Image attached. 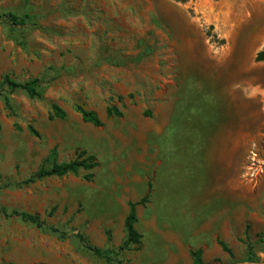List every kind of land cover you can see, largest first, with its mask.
Instances as JSON below:
<instances>
[{
    "label": "rangeland",
    "instance_id": "1",
    "mask_svg": "<svg viewBox=\"0 0 264 264\" xmlns=\"http://www.w3.org/2000/svg\"><path fill=\"white\" fill-rule=\"evenodd\" d=\"M7 11L35 25L0 21V83L40 78L41 97L0 88V208L36 213L45 228L0 211V264H116L48 227L101 248L109 232L117 248L128 202L146 195L141 243L120 264H193L195 249L205 264H264V177H241L264 132L249 82L264 70L246 38L264 26V0H0ZM53 105L66 116L50 119ZM112 105L121 116H106ZM51 149L58 162L84 151L97 166L17 187Z\"/></svg>",
    "mask_w": 264,
    "mask_h": 264
},
{
    "label": "trees",
    "instance_id": "2",
    "mask_svg": "<svg viewBox=\"0 0 264 264\" xmlns=\"http://www.w3.org/2000/svg\"><path fill=\"white\" fill-rule=\"evenodd\" d=\"M178 2H186L188 0H176ZM0 21L8 24L11 27H24V26H34L29 16H25L21 18L17 16L15 13L7 11L0 13ZM257 61L264 60V51L258 53L256 57ZM40 78H35L33 80L19 82L14 79H11L8 76H4L3 81L0 83V88L6 89L8 92H14L17 90L24 91L30 98H40L41 90H40ZM74 110L81 115L83 121L90 123L94 126H100L102 121L96 112L91 110H86L82 105L75 104ZM106 116H116L119 117L122 115L121 110L115 106H108L105 110ZM66 116V112L64 109L59 107L58 105L52 106V112L50 114V119L54 118H64ZM27 131L32 135H37L36 130L32 127H27ZM97 166V162L95 157L92 155H86L84 151L80 152L77 158L65 161L58 162L57 161V152L56 149H51L48 155L42 161L41 166L38 170L29 176L28 178L16 183L17 187H23L31 184L37 179H42L46 177H61L67 174H76L80 170H91ZM89 179V176H86ZM147 195L141 198L139 201H129L128 202V211L124 218V231L125 237L122 243L114 248L112 246V236L109 232H107L106 245L105 247H98L94 245L89 238L76 229L72 228H61L55 225H51L48 227V230L55 234L59 239H67L69 237H74L78 242L79 247L96 258L102 259L106 262H114L116 264H120L119 256L122 251L128 249L131 245H138L141 243V234L137 231L135 224L138 221L137 217V206L143 205L147 200ZM0 211L8 216H16L19 217L22 221L28 222L38 228H45L44 220L40 217V215L36 213H30L26 211H20L16 209L7 210L6 208L1 207ZM54 211V208H52ZM52 211L50 212L52 214ZM221 248L231 255V250L222 240H218ZM247 261L255 262L256 258L253 254V248L250 243H247ZM192 263L193 264H205L202 258V250L195 249L191 251Z\"/></svg>",
    "mask_w": 264,
    "mask_h": 264
},
{
    "label": "built area",
    "instance_id": "3",
    "mask_svg": "<svg viewBox=\"0 0 264 264\" xmlns=\"http://www.w3.org/2000/svg\"><path fill=\"white\" fill-rule=\"evenodd\" d=\"M241 177L252 186H256L264 177V132L260 142H252L242 168Z\"/></svg>",
    "mask_w": 264,
    "mask_h": 264
},
{
    "label": "crops",
    "instance_id": "4",
    "mask_svg": "<svg viewBox=\"0 0 264 264\" xmlns=\"http://www.w3.org/2000/svg\"><path fill=\"white\" fill-rule=\"evenodd\" d=\"M219 20L222 23H234L232 19L230 18H219ZM238 19H235V23L237 22ZM246 38L253 43V45L259 44L258 48L255 51V54L257 52L264 51V26L256 31L248 32ZM252 45V46H253ZM254 68L257 69H263L264 70V60L261 61H256V64L253 66ZM250 86L253 88H259V95H260V102H259V107H260V114L264 116V71L258 72V74L253 75L252 79L249 81ZM264 125V123H263Z\"/></svg>",
    "mask_w": 264,
    "mask_h": 264
},
{
    "label": "bare ground",
    "instance_id": "5",
    "mask_svg": "<svg viewBox=\"0 0 264 264\" xmlns=\"http://www.w3.org/2000/svg\"><path fill=\"white\" fill-rule=\"evenodd\" d=\"M227 98V97H226Z\"/></svg>",
    "mask_w": 264,
    "mask_h": 264
}]
</instances>
